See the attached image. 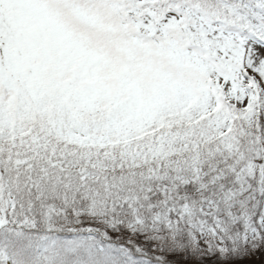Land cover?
<instances>
[{"label": "snow or ice", "instance_id": "snow-or-ice-1", "mask_svg": "<svg viewBox=\"0 0 264 264\" xmlns=\"http://www.w3.org/2000/svg\"><path fill=\"white\" fill-rule=\"evenodd\" d=\"M264 264V0H0V264Z\"/></svg>", "mask_w": 264, "mask_h": 264}, {"label": "trees", "instance_id": "trees-1", "mask_svg": "<svg viewBox=\"0 0 264 264\" xmlns=\"http://www.w3.org/2000/svg\"><path fill=\"white\" fill-rule=\"evenodd\" d=\"M247 264H260V260L258 257H254V258H252V260L247 262Z\"/></svg>", "mask_w": 264, "mask_h": 264}]
</instances>
